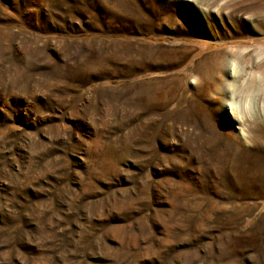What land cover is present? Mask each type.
Returning <instances> with one entry per match:
<instances>
[{
    "label": "rangeland",
    "instance_id": "1",
    "mask_svg": "<svg viewBox=\"0 0 264 264\" xmlns=\"http://www.w3.org/2000/svg\"><path fill=\"white\" fill-rule=\"evenodd\" d=\"M0 264H264V0H0Z\"/></svg>",
    "mask_w": 264,
    "mask_h": 264
},
{
    "label": "bare ground",
    "instance_id": "2",
    "mask_svg": "<svg viewBox=\"0 0 264 264\" xmlns=\"http://www.w3.org/2000/svg\"><path fill=\"white\" fill-rule=\"evenodd\" d=\"M184 1H186V0H184ZM200 25V24H199ZM199 29L203 32L204 31V28L201 26V27H199ZM231 105H232V103H231V100L228 102H226V109H227V112L228 113H230V107H231ZM231 119V122H233V123H235V124H237L238 125V127H239V130H240V135H243L244 134V132H243V126H241L240 125V123H238L236 120H235V118L234 119H232V118H230Z\"/></svg>",
    "mask_w": 264,
    "mask_h": 264
},
{
    "label": "crops",
    "instance_id": "3",
    "mask_svg": "<svg viewBox=\"0 0 264 264\" xmlns=\"http://www.w3.org/2000/svg\"><path fill=\"white\" fill-rule=\"evenodd\" d=\"M111 84H117L115 81H113V82H110Z\"/></svg>",
    "mask_w": 264,
    "mask_h": 264
}]
</instances>
